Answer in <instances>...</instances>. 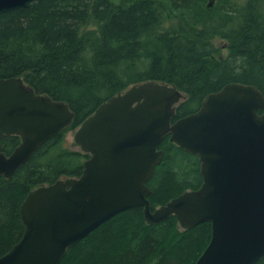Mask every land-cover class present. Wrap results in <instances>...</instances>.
Masks as SVG:
<instances>
[{"label":"trees","instance_id":"obj_1","mask_svg":"<svg viewBox=\"0 0 264 264\" xmlns=\"http://www.w3.org/2000/svg\"><path fill=\"white\" fill-rule=\"evenodd\" d=\"M214 39L224 42L226 56ZM0 78H21L73 113L72 123L10 178L0 175L1 257L23 234L26 195L82 174L89 154L66 145L65 133L116 94L149 81L174 86L185 98L173 121L229 83L254 86L264 96V0H216L211 8L207 0H36L0 13ZM19 143L18 136L0 135V152L9 155ZM159 149L161 161L146 183L151 211L202 183L196 155L168 136ZM179 230L174 216L147 225L142 208L128 209L59 264H194L209 243L210 224Z\"/></svg>","mask_w":264,"mask_h":264},{"label":"water","instance_id":"obj_2","mask_svg":"<svg viewBox=\"0 0 264 264\" xmlns=\"http://www.w3.org/2000/svg\"><path fill=\"white\" fill-rule=\"evenodd\" d=\"M36 0H0V13ZM185 98L174 86L132 85L82 121L73 142L89 158L79 177L31 190L20 205V240L0 264H59L67 251L110 218L142 208L147 225L176 218L182 230L209 223L211 238L194 264H255L264 256V96L229 83L206 95L199 109L173 121ZM262 110V112H258ZM73 113L36 93L21 78H0V135L19 145L0 152L10 178L46 141L68 127ZM170 143L196 155L201 185L150 209L146 186Z\"/></svg>","mask_w":264,"mask_h":264},{"label":"rangeland","instance_id":"obj_3","mask_svg":"<svg viewBox=\"0 0 264 264\" xmlns=\"http://www.w3.org/2000/svg\"><path fill=\"white\" fill-rule=\"evenodd\" d=\"M216 0H207V7L208 8H211L213 7L214 3H215ZM213 43L219 47V54L221 56H226L227 55V50H226V47L222 48L221 46L224 44V42H222L220 39H214L213 40ZM77 128H75L74 130H69L67 131V133H65V142H66V145L70 146L71 148H74V149H79V147L73 142V134L75 132ZM157 208V207H156ZM176 226H178L177 224V221H176ZM180 229V230H179ZM178 230L179 231H182V229L178 226ZM264 258V257H262ZM262 260V259H261ZM260 260V261H261ZM257 264V263H256Z\"/></svg>","mask_w":264,"mask_h":264},{"label":"flooded vegetation","instance_id":"obj_4","mask_svg":"<svg viewBox=\"0 0 264 264\" xmlns=\"http://www.w3.org/2000/svg\"><path fill=\"white\" fill-rule=\"evenodd\" d=\"M258 261H259V260H258ZM258 261H257V262H258ZM257 262H256V263H257ZM256 263H255V264H256Z\"/></svg>","mask_w":264,"mask_h":264}]
</instances>
